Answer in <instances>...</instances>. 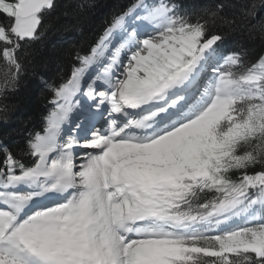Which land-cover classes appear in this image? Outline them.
I'll return each mask as SVG.
<instances>
[{
    "label": "snow or ice",
    "instance_id": "obj_1",
    "mask_svg": "<svg viewBox=\"0 0 264 264\" xmlns=\"http://www.w3.org/2000/svg\"><path fill=\"white\" fill-rule=\"evenodd\" d=\"M56 7L0 0V95ZM224 8L125 0L45 82L42 131L0 143V264H264V0Z\"/></svg>",
    "mask_w": 264,
    "mask_h": 264
},
{
    "label": "trees",
    "instance_id": "obj_2",
    "mask_svg": "<svg viewBox=\"0 0 264 264\" xmlns=\"http://www.w3.org/2000/svg\"><path fill=\"white\" fill-rule=\"evenodd\" d=\"M103 0H89L90 8L77 7L80 0H56V10L49 18L55 27L30 50L28 70L18 88L0 95V143L7 144L14 152L24 147L30 132L42 131L44 117L51 105L46 86L59 82L71 67V55L75 48L86 44L104 26L107 18L125 0H114L105 7ZM187 6L208 2H222L223 14L239 19L242 6L250 0H182ZM260 0H256L259 4ZM264 20V8H258L253 23ZM248 50L249 57H255L261 50L259 41L250 40L247 33L226 30L221 47L225 52L238 49ZM46 82V83H45ZM6 106V111L3 110Z\"/></svg>",
    "mask_w": 264,
    "mask_h": 264
},
{
    "label": "rangeland",
    "instance_id": "obj_3",
    "mask_svg": "<svg viewBox=\"0 0 264 264\" xmlns=\"http://www.w3.org/2000/svg\"><path fill=\"white\" fill-rule=\"evenodd\" d=\"M103 1H106L104 6L108 7L113 3L114 0H103Z\"/></svg>",
    "mask_w": 264,
    "mask_h": 264
}]
</instances>
